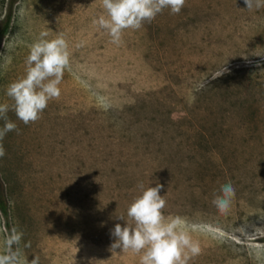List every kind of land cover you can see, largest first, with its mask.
<instances>
[{"label":"rangeland","instance_id":"374dc122","mask_svg":"<svg viewBox=\"0 0 264 264\" xmlns=\"http://www.w3.org/2000/svg\"><path fill=\"white\" fill-rule=\"evenodd\" d=\"M9 9L0 103L12 104L6 88L41 31L64 33L70 70L39 120L7 114L17 130L0 141V251L15 231L38 264H139L110 251V230L141 183H159L164 215L199 241L189 264H264V8L186 0L119 45L93 24L100 0H0V19ZM228 182L221 214L212 199Z\"/></svg>","mask_w":264,"mask_h":264},{"label":"clouds","instance_id":"9594fccd","mask_svg":"<svg viewBox=\"0 0 264 264\" xmlns=\"http://www.w3.org/2000/svg\"><path fill=\"white\" fill-rule=\"evenodd\" d=\"M185 3L186 0H100L103 12L93 24L110 37L111 43L119 45L125 30L141 29L165 9L179 14ZM244 4L248 11L264 8V0H244ZM69 70V44L64 33L51 37L48 31H41L29 45L24 74L6 88V96L12 104L0 103V120L4 121L0 141L8 132L17 130L16 123L8 118L9 110L26 125L39 120L48 103L60 98V84L65 71ZM4 154L0 143V157ZM162 188L159 183L147 187L141 183L140 191L127 207L126 216L115 215V219L125 223H116L110 230L114 238L110 245L113 254L117 249L131 250L139 255V264H189L201 254L199 241L189 234L183 218L164 215L166 200L161 195ZM234 197L235 188L228 182L220 186L212 204L221 214H226ZM21 239L22 234L15 231L5 237L0 264H38L37 258L28 261L22 256Z\"/></svg>","mask_w":264,"mask_h":264},{"label":"trees","instance_id":"16d2710c","mask_svg":"<svg viewBox=\"0 0 264 264\" xmlns=\"http://www.w3.org/2000/svg\"><path fill=\"white\" fill-rule=\"evenodd\" d=\"M11 4L12 1L10 3V8H11ZM11 9H9V11L7 13L4 14V16L0 19V42L3 38V36L5 35V33L7 32L10 22H11ZM4 188H2V183L0 181V212L3 215H7V207L6 204L4 202V194H3V190Z\"/></svg>","mask_w":264,"mask_h":264}]
</instances>
